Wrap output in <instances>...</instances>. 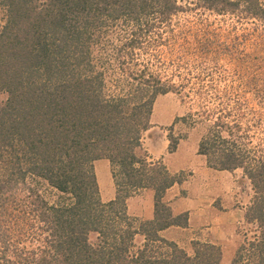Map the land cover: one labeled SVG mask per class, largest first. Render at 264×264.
<instances>
[{
    "label": "trees",
    "instance_id": "obj_1",
    "mask_svg": "<svg viewBox=\"0 0 264 264\" xmlns=\"http://www.w3.org/2000/svg\"><path fill=\"white\" fill-rule=\"evenodd\" d=\"M0 4V264H221V245L193 240L188 252L162 234L189 226V212L165 200L182 173L142 152L157 97L169 92L210 121L198 144L208 166L250 180L232 264H264V0L196 1L194 9L235 15L242 32L231 37L203 18L175 22L190 8L180 0ZM166 66L188 69L174 81ZM173 126L171 153L184 137ZM100 159L116 186L108 201ZM143 189L154 191L152 219L128 211Z\"/></svg>",
    "mask_w": 264,
    "mask_h": 264
},
{
    "label": "rangeland",
    "instance_id": "obj_2",
    "mask_svg": "<svg viewBox=\"0 0 264 264\" xmlns=\"http://www.w3.org/2000/svg\"><path fill=\"white\" fill-rule=\"evenodd\" d=\"M196 1L197 0H180L182 4L190 8L177 15L175 22L178 21L181 23L184 22L186 18L194 19L197 17L212 22L214 25L213 27L221 28L223 34H226L227 37L242 32L241 24L238 23V26L235 25L237 24L235 15H218L208 10L194 9L193 7L196 5ZM5 21L6 10L0 4V29ZM229 31L232 32L230 36L228 35ZM230 65L228 64V66ZM187 69L188 68H183L179 72L176 67L166 66V68H162V73H164L166 75L165 77L169 79L181 81L184 78L176 73H183V75H185ZM194 75L196 74L188 75V81L196 82L197 77ZM206 79L211 80L209 77ZM6 98L7 93L1 92L0 102L5 101ZM195 108V102L188 100L185 102L174 92L159 95L155 102L154 113L152 116L153 126L146 131L143 136L142 152L149 154L148 148H151L157 153H167L166 144L169 142V128L173 124L172 132L174 135L184 136L180 141L182 142V152L171 158L168 156L169 163L174 165L175 162L187 160L186 154L193 155V165L197 167V169L189 168L185 171L179 172L182 173L184 178L183 182L186 181L184 183L186 189L181 190V195L187 197L185 203L195 214L193 221L195 228L189 231L190 234L186 237L185 243L182 244V247L188 252H192L193 240L217 243L223 248V260L221 264H232V259L234 258L239 245L243 241L245 233H247L245 212L247 205L253 198L254 190L250 180L244 176L241 169L234 172H217L215 171L216 169L214 170L211 168L210 172L206 173L199 170L198 166L200 167L203 163V156H198V144L202 135L206 133L210 121L204 120L196 114ZM189 113H194V116L187 117ZM183 116L186 117L185 120H178L176 124L174 123L177 117ZM190 122L195 123L191 125ZM149 156L152 158L150 154ZM190 158L192 159V157ZM95 167L103 200L108 201L111 197L116 195V186L111 173L110 162L108 159H100L95 162ZM194 169L196 170L195 172ZM39 185L43 188V191L48 198L54 199L55 196H57V191L48 186L43 180ZM144 190L145 189L140 190L133 196H138L140 201L144 202L146 212L149 214L152 200L151 198L140 197L141 193L145 194ZM137 203L136 200L131 201L130 211L134 212L137 210ZM212 211H220V213L225 216L216 221L209 222V217L213 214ZM188 212L190 214V211ZM228 213L232 214L228 215ZM212 226H214V228L217 226V229H212ZM248 235L251 236V233Z\"/></svg>",
    "mask_w": 264,
    "mask_h": 264
},
{
    "label": "crops",
    "instance_id": "obj_3",
    "mask_svg": "<svg viewBox=\"0 0 264 264\" xmlns=\"http://www.w3.org/2000/svg\"><path fill=\"white\" fill-rule=\"evenodd\" d=\"M169 141V140H168ZM166 149H167V153L166 152H160L157 153L155 152L153 149L148 148L149 154L152 156L153 159H163L165 164L168 166L169 170L172 173H179L181 171H185L187 169H191V168H196V166L193 165V155L190 154H186V158L187 160H184L182 162H175L174 165H171L169 163V159L168 156L171 158L173 156H176L177 154L179 155L182 152V142L179 143L178 149L175 152H169V142L166 144ZM198 150V149H197ZM169 154V155H167ZM198 156H203V163L201 164V166L199 168V170L206 172H210L211 167L208 166L207 163V158L205 155L199 154ZM192 157V159L190 158ZM205 158V159H204ZM191 159V160H190ZM213 169V168H212ZM215 170V169H214ZM196 170L194 169V172ZM217 172H223L226 170H215ZM194 176V175H193ZM186 182V181H185ZM177 183L175 185H173L171 188H169L166 192L165 195V199L170 203V205L173 208V211L175 214H179L185 211H190L189 214V226L188 227H181V226H171L165 230L162 231L163 236H165L166 238L170 239V240H174L176 241L180 246H182L183 243H185V239L186 237L190 234L189 231L191 229H194V225H193V221H194V212L191 211L190 207L186 205L185 201H187V197L186 196H182L181 195V190H185L186 187L184 185V183ZM145 194L141 193L140 197H147V198H151L152 200V205L149 209V214L146 212V209L144 207V202L140 201L138 196H131L128 198L127 203H128V211L131 215L143 218V219H152L154 217L155 214V200H154V191L151 189H145L144 190ZM114 197H111L110 199H112ZM136 200L137 206H136V211L132 212L130 211V204L131 201ZM154 201V203H153ZM212 216L209 217V222L211 221H216L219 218H222L223 216H225L224 214H221L220 211L216 212V211H212ZM202 214V213H200ZM232 213H228V215H231ZM215 225V224H214ZM214 228V226H212V229ZM214 229H217V226H215ZM194 239V238H192Z\"/></svg>",
    "mask_w": 264,
    "mask_h": 264
}]
</instances>
